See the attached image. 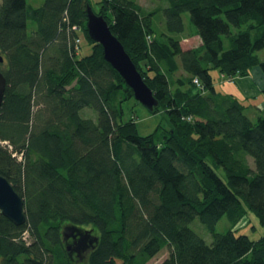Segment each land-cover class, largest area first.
I'll return each mask as SVG.
<instances>
[{
  "label": "trees",
  "instance_id": "trees-1",
  "mask_svg": "<svg viewBox=\"0 0 264 264\" xmlns=\"http://www.w3.org/2000/svg\"><path fill=\"white\" fill-rule=\"evenodd\" d=\"M167 1L160 34L137 0L92 9L159 101L152 114L166 117L142 136L125 119L132 90L88 36L89 0H0V175L26 215L15 226L0 213V264H147L165 248L160 264H264V234L233 229L249 213L264 229V116L252 120L212 76L264 77V0ZM185 13L200 47L181 48ZM223 217L230 229L217 233ZM195 218L211 244L190 228Z\"/></svg>",
  "mask_w": 264,
  "mask_h": 264
},
{
  "label": "rangeland",
  "instance_id": "rangeland-1",
  "mask_svg": "<svg viewBox=\"0 0 264 264\" xmlns=\"http://www.w3.org/2000/svg\"><path fill=\"white\" fill-rule=\"evenodd\" d=\"M90 4L92 6V9L97 12L99 10V2L101 0H89ZM27 4L32 7H39L42 5L43 0H26ZM137 3L147 12H155L153 16V25L155 30L157 31L158 34L163 32L165 30V24H164V16L162 10L166 8L169 5V2L167 0H137ZM182 19L184 21L185 27H186V32L183 34V39L181 40V46L182 48L186 47H200L198 46L199 43L196 38L192 39L195 35L192 33L194 30V27L191 25L189 21V16L188 14H183ZM33 28V23L28 22V29L29 32ZM242 29H246V26H243ZM232 32H236L237 29L231 27ZM186 39V40H185ZM81 40L82 44V49L88 53L90 51V44L87 43L85 38L82 36L79 38V42ZM80 44V43H78ZM257 56L260 61H264V49L258 51ZM179 63V60H177ZM216 72V73H214ZM213 75V80L216 86L217 91L221 92L223 89H225L226 85L220 84L219 83V73L217 71L212 72ZM175 79L179 78V72L174 75ZM34 107V111H35ZM124 110H125V119H134L135 123H137V129L139 131V134L142 136L148 135L152 133L155 128H157L159 125L166 127V117L164 113L160 110L159 112L152 114L150 113L145 107H143L141 104H137L135 100H130L127 101L124 104ZM246 114L252 119L256 120V116H253L249 112H246ZM82 115L84 117L88 118H93L95 119L96 115L93 111L91 110H84ZM166 125V126H165ZM2 146L7 144V142H1L0 143ZM8 147V146H7ZM9 149V148H8ZM10 150V149H9ZM15 154V153H14ZM17 155V161L19 162L20 155ZM13 157V156H12ZM21 160V159H20ZM251 163V161H250ZM254 166V165H253ZM190 228L198 234L200 237H202L207 244H211L212 242V236L207 232L205 227L201 224L198 218H195L191 224L189 225ZM230 229V225L228 223V220L226 217H223L216 225V232L217 233H225ZM235 231H237V234H242L246 235L249 239L252 241H257L260 239L263 234H264V229L260 225L259 220L253 215L252 213H249L245 218H243L234 228ZM24 239L26 242H30V239L28 238V235L25 234ZM90 244V243H89ZM93 243L91 242V245ZM90 247L86 248V251L83 253V259L81 258V261L87 258L89 255L88 250ZM168 249L162 250L158 255H156L153 259H151L147 264H160L164 259L168 257ZM85 264V263H84Z\"/></svg>",
  "mask_w": 264,
  "mask_h": 264
},
{
  "label": "water",
  "instance_id": "water-1",
  "mask_svg": "<svg viewBox=\"0 0 264 264\" xmlns=\"http://www.w3.org/2000/svg\"><path fill=\"white\" fill-rule=\"evenodd\" d=\"M86 30L90 39L102 47L104 60L111 65L132 90L134 100L150 113L154 112L159 107V101L143 81L123 45L111 33L106 20L94 13L90 6L87 7ZM2 62L3 59L0 57V63ZM5 87L6 80L0 72V109ZM0 213L15 226H21L26 221L23 199L15 192L6 178L1 175ZM67 249L71 250V246H67Z\"/></svg>",
  "mask_w": 264,
  "mask_h": 264
},
{
  "label": "crops",
  "instance_id": "crops-1",
  "mask_svg": "<svg viewBox=\"0 0 264 264\" xmlns=\"http://www.w3.org/2000/svg\"><path fill=\"white\" fill-rule=\"evenodd\" d=\"M191 31H193L192 33L195 35L194 37H192V39L196 38L199 43L198 46H200L201 41L199 37L197 36L194 30ZM180 36H183V34ZM180 38L183 39V37ZM191 48L195 47H186L182 49L187 50ZM182 74V70H180L179 76ZM218 79L220 84L226 85L225 89H223L221 93L234 95L239 101H241L247 106V112H249L253 116H264V95L262 94V88L264 86V77L259 68H254L248 76L234 77L230 82L226 81L222 75H220Z\"/></svg>",
  "mask_w": 264,
  "mask_h": 264
},
{
  "label": "built area",
  "instance_id": "built-area-1",
  "mask_svg": "<svg viewBox=\"0 0 264 264\" xmlns=\"http://www.w3.org/2000/svg\"><path fill=\"white\" fill-rule=\"evenodd\" d=\"M73 30H77V28L74 27ZM75 43H76V45H78V40H76ZM75 48H77V46H75ZM193 82H194V84L196 85V87H197L199 90H202V86L200 85V83L198 82L197 79H194ZM5 145H6V144H5ZM8 148L11 150V147H10V146H8ZM13 157H17V155H16V154H13ZM19 157H20V159H21V160L19 159V162H20V161H22V157H21V155H20Z\"/></svg>",
  "mask_w": 264,
  "mask_h": 264
}]
</instances>
